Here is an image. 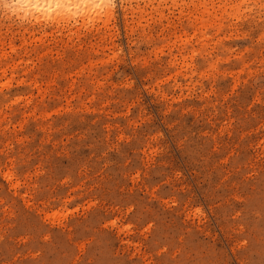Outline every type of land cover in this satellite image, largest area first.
Here are the masks:
<instances>
[{
    "label": "rangeland",
    "instance_id": "374dc122",
    "mask_svg": "<svg viewBox=\"0 0 264 264\" xmlns=\"http://www.w3.org/2000/svg\"><path fill=\"white\" fill-rule=\"evenodd\" d=\"M0 0V264H264V0Z\"/></svg>",
    "mask_w": 264,
    "mask_h": 264
},
{
    "label": "bare ground",
    "instance_id": "6f19581e",
    "mask_svg": "<svg viewBox=\"0 0 264 264\" xmlns=\"http://www.w3.org/2000/svg\"><path fill=\"white\" fill-rule=\"evenodd\" d=\"M33 1H37V2L40 3L41 5H44L45 2H47V4H48V3L51 2L52 0H33ZM47 4H46V5H47Z\"/></svg>",
    "mask_w": 264,
    "mask_h": 264
}]
</instances>
